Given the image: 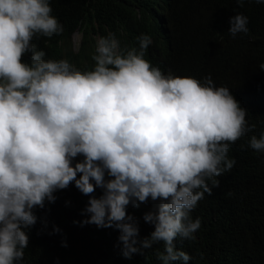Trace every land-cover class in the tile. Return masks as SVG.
I'll use <instances>...</instances> for the list:
<instances>
[{"label": "clouds", "instance_id": "9594fccd", "mask_svg": "<svg viewBox=\"0 0 264 264\" xmlns=\"http://www.w3.org/2000/svg\"><path fill=\"white\" fill-rule=\"evenodd\" d=\"M50 4L0 0V264H21L29 244L25 229L37 222L33 210L54 203V193L73 182L90 197L83 223L119 230L125 259L162 242L161 264H187L191 257L174 241L195 239L201 221L191 212L219 187L215 178L233 168L230 145L255 125L248 126L247 110L210 76L202 83L153 66L145 57L154 33L137 37L138 48L122 47L115 33L103 36L96 0H82L79 12L93 39L92 69L46 60L44 42L33 37L64 30ZM168 4L161 0L146 29ZM229 23L233 38L249 31L243 14ZM82 37L77 26L74 52ZM248 143L264 152V134ZM78 156L83 159L73 164ZM149 200L153 208L143 220L154 230L140 239L138 220L126 209Z\"/></svg>", "mask_w": 264, "mask_h": 264}, {"label": "trees", "instance_id": "16d2710c", "mask_svg": "<svg viewBox=\"0 0 264 264\" xmlns=\"http://www.w3.org/2000/svg\"><path fill=\"white\" fill-rule=\"evenodd\" d=\"M50 2L51 15L64 30L51 38L39 35L33 40L36 37L44 42L39 48L46 53V60L68 59L81 71L91 70L95 48L91 35L83 29L85 12L79 22L82 0ZM160 2L96 0L101 34L115 33L122 47L138 48L137 37L154 33L145 57L153 66L165 70V75L171 71L202 83L210 76L247 110L248 126L255 125L230 145L228 156L235 160L233 168L215 178L219 187H213L211 195L205 193L191 212L193 220L201 221L193 234L195 239L177 237L175 246L189 254L187 264H264V152L253 150L248 143L253 135L259 138L264 134V70L259 68L264 63V3L245 0L240 6L236 0H168L155 26L146 29V23L160 10ZM237 13L248 18L249 31L233 38L228 33L229 20ZM77 26L83 37L74 52L71 33ZM82 159L78 156L73 164ZM93 195L99 198L102 190L97 188ZM54 196V203L45 201L43 209L33 210L37 222L25 229L29 244L21 264H161L157 252L164 251L162 242L125 259L119 230L83 223L88 218L84 209L90 197L74 182ZM152 208L149 200L138 208L129 205L126 209L138 220L140 239L154 230L143 220Z\"/></svg>", "mask_w": 264, "mask_h": 264}]
</instances>
